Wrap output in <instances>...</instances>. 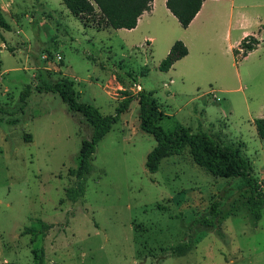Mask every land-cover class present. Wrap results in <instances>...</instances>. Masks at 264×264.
Wrapping results in <instances>:
<instances>
[{"label":"rangeland","instance_id":"obj_1","mask_svg":"<svg viewBox=\"0 0 264 264\" xmlns=\"http://www.w3.org/2000/svg\"><path fill=\"white\" fill-rule=\"evenodd\" d=\"M256 3L234 0L223 22L231 14L255 31L253 22L264 20ZM0 8V264H264V207L256 221L240 179L213 177L188 149L163 159L156 173L146 170L156 142L139 127L136 100L96 144L84 194L70 200L68 191L77 190L71 172L93 129L60 93L36 88L39 77L66 79L78 102L102 116L115 115L121 91L153 92L164 131L189 127L239 147L264 194V141L244 119L264 102V43L233 66L219 41V52L206 57L207 74L170 85L157 69L163 41L143 42L153 27L127 36L98 30L61 0H0ZM211 89L219 100L201 102ZM183 243L187 254L172 256Z\"/></svg>","mask_w":264,"mask_h":264},{"label":"trees","instance_id":"obj_2","mask_svg":"<svg viewBox=\"0 0 264 264\" xmlns=\"http://www.w3.org/2000/svg\"><path fill=\"white\" fill-rule=\"evenodd\" d=\"M61 2L71 15L91 21L98 30H131L136 27L140 16L150 10L153 0H61ZM202 3L203 0H166V7L180 26L186 29L200 11ZM0 25L5 26L1 9ZM258 44L259 41L254 37L245 38L239 48L233 50L235 59L246 57L257 48ZM187 54L188 50L184 43L177 40L157 69L160 72H167L175 62ZM39 80L42 84V87H36L39 93H60L69 108L82 113L93 129L91 139L81 143L76 157V169L71 172L77 181V190L68 191L70 200L75 201L84 194V182L91 170V157L95 152L96 144L118 122L119 116L128 109L129 104L136 100L139 105V127L143 132L151 135L156 142L146 157L145 167L149 173H156L163 159L178 156L188 149L193 163L213 177L240 179V187L247 188L250 192L247 205L254 219L260 220V212L264 207V194L261 186L252 176L251 163L243 157L241 149L223 144L216 133L194 134L191 128L183 126H177L170 132L164 131L159 125L163 113L153 92L141 90L136 95H130L126 91H121L123 97L115 115L102 116L92 106L78 102L70 81L60 79L50 84L44 77H39ZM28 93L27 91L22 95L23 101ZM254 127L259 139L264 141V118L256 119ZM220 206V200L211 205L208 214L210 221H214L219 216ZM210 221L205 220L204 225H208ZM189 249L190 245L183 243L171 248L170 253L172 256H184Z\"/></svg>","mask_w":264,"mask_h":264},{"label":"crops","instance_id":"obj_3","mask_svg":"<svg viewBox=\"0 0 264 264\" xmlns=\"http://www.w3.org/2000/svg\"><path fill=\"white\" fill-rule=\"evenodd\" d=\"M263 1L264 0H256V7L261 10L264 9ZM233 6L234 0H203L200 11L194 17L189 26L186 29H183L177 19L167 9L166 0H153L150 10L144 12L140 16L134 29L105 30H111L117 34H124L127 36L136 32L141 26H148L149 28L153 27L154 34L151 35L150 33H147L143 38V42L146 43L147 46H151L154 41L162 40L164 43V49L162 50L163 54L161 58L163 59L168 54L175 41H182L188 50V54L181 60L175 62L167 72L161 73L169 77L170 85H175L176 81H181L183 84L184 81H196L201 74H207L208 62L206 57L210 54L213 55L219 52L215 46L217 42H227L226 51L233 56V66L237 64L233 55V50L238 49L240 43L245 38L254 37L258 40L259 44L256 49L264 43V40L262 39V36L264 35L263 19L259 18L253 22L255 31H250L245 24H234L231 20V14H229L230 18L228 21H226V23L223 22L222 16L224 15V11H230V8L232 9ZM1 12H3L2 9ZM77 19L85 21L80 18ZM246 57L242 59H245ZM158 66L159 65H157V67ZM214 70L217 72L218 68ZM212 75H215V73ZM118 88H121V86L118 85ZM138 88H140V86ZM216 93L215 90L211 89L200 97L201 102H203V98L218 101L219 98L215 95ZM245 105L248 110L249 106L246 99ZM228 110L230 114L233 113L231 104L228 105ZM259 118H264V102L258 104L255 111L252 112L249 110L244 119L248 122L250 127H254V121Z\"/></svg>","mask_w":264,"mask_h":264},{"label":"built area","instance_id":"obj_4","mask_svg":"<svg viewBox=\"0 0 264 264\" xmlns=\"http://www.w3.org/2000/svg\"><path fill=\"white\" fill-rule=\"evenodd\" d=\"M42 58H43V59H46L45 56H43ZM56 59H57V60H60L61 58H60V56H57Z\"/></svg>","mask_w":264,"mask_h":264}]
</instances>
